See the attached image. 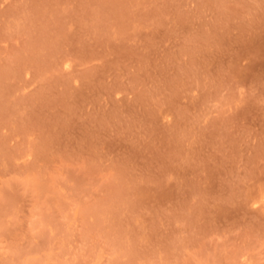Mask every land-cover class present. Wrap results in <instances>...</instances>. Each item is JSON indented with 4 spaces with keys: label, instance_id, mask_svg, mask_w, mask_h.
Segmentation results:
<instances>
[{
    "label": "rangeland",
    "instance_id": "rangeland-1",
    "mask_svg": "<svg viewBox=\"0 0 264 264\" xmlns=\"http://www.w3.org/2000/svg\"><path fill=\"white\" fill-rule=\"evenodd\" d=\"M0 264H264V0H0Z\"/></svg>",
    "mask_w": 264,
    "mask_h": 264
}]
</instances>
